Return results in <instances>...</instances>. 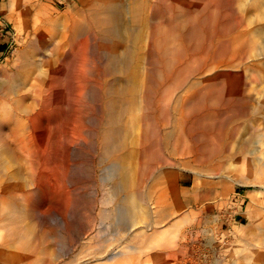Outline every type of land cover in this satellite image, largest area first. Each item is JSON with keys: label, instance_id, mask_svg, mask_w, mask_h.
<instances>
[{"label": "rangeland", "instance_id": "rangeland-1", "mask_svg": "<svg viewBox=\"0 0 264 264\" xmlns=\"http://www.w3.org/2000/svg\"><path fill=\"white\" fill-rule=\"evenodd\" d=\"M121 1V7L128 12L132 0ZM243 1H236L235 10L238 12H240L239 9L242 7ZM175 2L176 6L174 7L177 11L202 10V7H197L196 1L175 0ZM108 3L109 0L108 2L107 0H2L0 3V102L4 107L2 108L0 103V133L3 132L0 136V198L5 197L7 202L15 201L21 212L14 223L11 222V217L0 223L3 225L11 222L13 229L4 231V236L0 239V246H4L7 253L6 256L0 254V264H9L8 262L12 261L14 257H18V254L27 259L26 264H261L258 255L264 249L262 244L264 243V111L255 108L260 102V98L258 99L260 95L257 94L258 90L256 89H260L261 85L252 88L254 105H251V112L243 116L245 118L242 120L237 116L238 122H234L238 128L235 129L233 135L231 134L234 154L233 179H229L223 185L220 184L219 197H196L193 194L191 195L193 198L188 200L182 197L173 200L170 197L168 201L161 203L160 209L173 210L176 208V210L168 220L158 221L154 230H148L146 224L153 225L156 220L153 221L151 217H145V220H141L137 224L134 232L126 231L122 233V236L116 231V215L112 214L111 216L106 212V210H113L116 202L110 200V186L105 180L107 155L105 146L109 117L108 94L106 95L103 87H92L93 82L87 76L89 94L81 96L79 88L74 90L75 86L72 88L66 86L74 97L65 103L64 107H61L62 105L59 103V90L66 85V83L63 84V81H68L71 76L72 82H75V80L73 81L77 73L75 65L87 48L88 42L91 44V49H89L91 56L96 54L99 58L104 60L106 58L107 42L101 37L100 30L104 27V20L112 15L113 8H110ZM81 6L82 8H80ZM248 6L252 5L247 4L245 7ZM197 20L199 26L210 25L208 22L202 23L201 19ZM77 30H80L81 37L76 35ZM139 44L145 47L147 40L143 39ZM34 64L37 71L35 73ZM32 73L34 74L31 75ZM88 74L90 76V73ZM14 76L16 79L23 77L20 78L21 80L19 79L20 82L16 83L14 88L7 89L10 77ZM29 78L31 79L29 80ZM20 88L21 90H19ZM27 88L29 91L26 90ZM23 90L24 92H21ZM6 97L7 99H5ZM10 100L14 101L11 103ZM117 104L120 105V102ZM21 106L29 109L27 108V112L23 113L20 110ZM81 108H83V117L80 116ZM130 111L125 113L127 118L131 114ZM87 113L91 114L89 118H85ZM28 114L34 115V125L29 122ZM125 115L118 122L121 126L126 125L129 121ZM30 125L31 127H29ZM227 127L230 128L231 125H227ZM163 128L165 137L166 133L168 134L174 129L172 126ZM63 129H77L82 134L76 135L74 140H69L60 149L57 135L62 133ZM128 137L130 138V135ZM194 139L200 141V144L206 143L201 137ZM161 143L165 148V150L163 149L164 155L171 154L167 157L181 156L180 153L173 151V147L170 146L172 143L168 142L167 137L163 138ZM25 148H28V151ZM124 152V156H129L128 160L136 163L137 150L133 146L126 145ZM199 153L209 154L210 151L203 149ZM60 161H62L64 169L58 172L61 170V167H58ZM153 176L152 174L151 178ZM147 183L146 185H148ZM194 184L195 181L190 180L183 186L192 189ZM60 186L62 191L59 190ZM67 186L74 189L71 202L66 199L67 197H64ZM34 204L36 205L34 206ZM249 209L255 217L252 227L245 226L248 222L247 212ZM105 225L106 227L110 225L106 232H102L107 240L103 241V237L100 236L101 240L98 241L99 229ZM209 230L211 231L209 232ZM66 235L68 239L65 238ZM153 238L155 241H152ZM138 239H141L140 242ZM144 240H147L146 243ZM156 244L158 246L155 247ZM101 245L104 250L109 249L104 254L109 251L112 253L114 248L113 252H120V254L115 258L103 259L101 257L103 253L100 255L98 253V247ZM127 246L129 249L126 248ZM150 246L155 248H149ZM203 252L208 255L205 256ZM11 258L12 260H8Z\"/></svg>", "mask_w": 264, "mask_h": 264}, {"label": "bare ground", "instance_id": "bare-ground-1", "mask_svg": "<svg viewBox=\"0 0 264 264\" xmlns=\"http://www.w3.org/2000/svg\"><path fill=\"white\" fill-rule=\"evenodd\" d=\"M194 1L197 2V7H202V10H190L186 12L183 10L177 11L174 7L176 6L175 0H132L130 2L129 11L127 12L121 7V0H109V7L113 8L111 11L112 15L104 20V27L101 25L103 28L100 30L101 37L106 39L107 42L105 60L99 58L96 54L95 56H91L89 54L91 44L88 42L87 48L83 52L81 58L77 60L75 65L77 73L75 74L73 81L75 80L76 83L72 82L70 76L68 81H63V84L66 83L65 87L59 90V103L62 105L61 107H64L65 103H68V101L72 100L74 97L73 93L71 94L70 91L67 90L66 86H70L71 88L75 86L74 90L79 88V94L81 96L83 94L87 95L90 93L89 86L86 81L87 76L90 77V81L93 82L91 84L92 87H103L106 95L108 94L109 117L105 146L107 154L105 164V180L110 186L109 198L111 201L114 200L116 202L113 210H105L111 216L112 214L116 215V231H118L121 235L126 231L134 232L137 228V224L141 220H145V217H151L153 221L156 220L153 225L149 226V224H146V226H148V230H154L157 226L155 225L156 223L168 220L171 214L175 212L176 208L173 210L166 208L160 209V205L161 203L168 201L170 197H172L173 200L181 197L184 199H191L193 198V196H191L192 194L196 197H219L220 184L223 185L229 179H233L234 154L232 152L231 134L233 135L235 129L238 128V126L236 127L237 124H234V122H238L237 116L241 117L242 120L245 118L243 116L251 112V105H254L252 88L257 87L258 85H261L260 89H256L258 90L257 94L260 95L258 97V99L260 98V102L255 106V108L257 107L258 109L264 111V0H244L241 5L242 7L239 4V8L241 7L239 9L240 12L235 10L237 7L235 5L236 1L240 0H191V2ZM247 4H251L252 6H248L246 8L245 6ZM206 7L208 8L206 9ZM80 8H82V6ZM39 10L41 11V9ZM70 10L71 9H69V11ZM197 19H201L204 24L208 22L210 25L199 26ZM259 21L260 23H258ZM79 31L80 30H77L78 33L76 32V35L81 37V33ZM143 39L147 40L145 47L141 46L142 44H139L143 41ZM57 45L58 44L56 43V46ZM40 61L41 60H39V63H41ZM53 63L56 64V62ZM35 71L36 66L34 73ZM88 73H90V76ZM10 78L11 79H9L8 82L9 88L7 89L14 88L15 84L20 82V78L16 79L15 76ZM30 79L31 78H29V80ZM49 85L51 86V83H49ZM19 90H21V88ZM26 90H28V88ZM47 91L50 90L47 89ZM21 92H24V90ZM5 99H7V97ZM117 102H120V105H118ZM1 105L2 108H4L3 103H1ZM33 105H35V103ZM27 108L21 106L20 110L24 113L27 112ZM82 109L83 108L80 109V116L83 117ZM128 110H131V114L127 118L125 113ZM90 115L91 114L87 113L85 118H89ZM124 115L129 121L126 125L121 126L118 122L123 119ZM27 117L29 118L31 125H34V115L28 114ZM31 125L29 127H31ZM227 125H231V127L228 128ZM164 126L174 127L170 133H166V137L168 142L172 143L170 146L173 147V151L181 154L180 157H167L171 155L168 153V155H164L163 149L165 150V148L161 143L162 139L166 138L163 133ZM130 127L133 129L130 130ZM1 134H3V132L0 133V136ZM4 134L6 135L7 133L5 132ZM79 134L82 133L77 129H63L62 133H58L57 135V142L61 146L60 149H62L66 142L68 143L69 140H74V137ZM128 135H130V138ZM21 136L23 137V135ZM125 136L127 144L125 142ZM200 137L206 141L205 144H200V141L194 139H200ZM192 139H194L193 142ZM16 140L18 141L17 138ZM125 144L131 145L137 150L136 163L132 160H128V155L124 156ZM17 145L20 144L18 143ZM24 145H26L25 142ZM17 148L19 147L17 146ZM203 149H208L210 153H199ZM20 157L22 158V156ZM60 164L62 165V161H60ZM60 164H58V167H61V170L57 169L58 172L64 169L63 165L61 166ZM54 172L56 173V171ZM152 174L154 176L151 178ZM190 180L195 181L192 189L183 186ZM146 183L148 185H146ZM59 190L62 191L61 186ZM73 190L74 189L71 187H68L65 190L66 192L64 197H67L66 199L70 202L72 200ZM54 200L52 201L54 202ZM58 204L60 205L59 202ZM35 205L36 204H34V206ZM60 206L62 207V205ZM20 213L19 206L15 203V201L7 202L5 197L0 198V223L10 217L11 222L14 223L17 221ZM215 216L217 217V214ZM254 220L255 217L250 210L248 212V223L245 225L252 227ZM10 223L0 225V239L4 236V231L13 230ZM105 227L101 226L99 229L98 241L101 240L100 236L103 237V241L107 240L106 237L104 238L105 235L102 232H106L107 229L110 228V225H107L106 228ZM141 229L143 230V228ZM86 231L89 233L88 230ZM168 231H170V229ZM210 231L211 230H209V232ZM66 237L67 235L65 238ZM138 240L140 242L141 239ZM153 240L154 238L152 241ZM146 241L144 240V243H146ZM144 243L142 244L144 245ZM211 243L212 241L210 244ZM262 244L264 245V243ZM128 246L126 248L129 249ZM151 246L149 248H155L158 245L156 244L155 247ZM107 250L109 249L107 248L104 250L102 245L101 247H98V253L99 255L103 253L101 256L103 259L115 258L118 254H120V252L113 251L112 253H109V251L104 254ZM254 250L256 249L254 248ZM0 254L6 256L7 253L4 246H0ZM203 254L205 256L208 255L204 252ZM258 257L261 264H264V249L259 253ZM8 260H12V258ZM88 261L90 260L88 259ZM8 263L26 264L27 259L22 258V256L18 254V257H14V259Z\"/></svg>", "mask_w": 264, "mask_h": 264}, {"label": "crops", "instance_id": "crops-1", "mask_svg": "<svg viewBox=\"0 0 264 264\" xmlns=\"http://www.w3.org/2000/svg\"><path fill=\"white\" fill-rule=\"evenodd\" d=\"M2 2V0H0V3ZM188 200V199H187ZM250 208V207H249ZM250 211V209L248 210V212ZM248 212H247V216H248ZM248 218V217H247ZM248 223V222H247ZM246 226V225H245Z\"/></svg>", "mask_w": 264, "mask_h": 264}]
</instances>
